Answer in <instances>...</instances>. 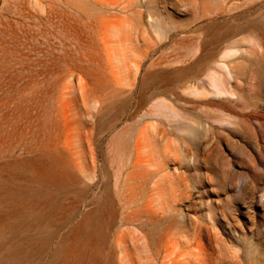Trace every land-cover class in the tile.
I'll return each instance as SVG.
<instances>
[{
  "label": "bare ground",
  "instance_id": "bare-ground-1",
  "mask_svg": "<svg viewBox=\"0 0 264 264\" xmlns=\"http://www.w3.org/2000/svg\"><path fill=\"white\" fill-rule=\"evenodd\" d=\"M0 4V112L12 107L19 114L23 104L40 102V92L25 91L36 84L21 86L6 76L22 64L6 39L11 22L5 13L21 11L25 2ZM200 28L207 43L192 65L174 68L186 63L176 60L141 79L133 59L81 63L73 66L79 79L71 70L69 84L57 97L53 124L48 114L29 120L34 130L28 144L16 127L0 126V155L8 147L19 150L11 160L0 161V264H188L190 250L194 264H200L201 224L196 220L189 236L181 217H172L180 199L156 160L157 114L177 119L178 129L187 117L164 102L156 104L148 92L157 82L172 85L198 75L202 64L220 53L222 41H249L264 49V14L225 30ZM233 53L225 50L220 58ZM33 68L36 78L40 63L33 62ZM217 68L226 71L215 62L207 75L221 90L227 79ZM186 89L177 88L179 101ZM219 110L232 112L225 106Z\"/></svg>",
  "mask_w": 264,
  "mask_h": 264
},
{
  "label": "rangeland",
  "instance_id": "rangeland-1",
  "mask_svg": "<svg viewBox=\"0 0 264 264\" xmlns=\"http://www.w3.org/2000/svg\"><path fill=\"white\" fill-rule=\"evenodd\" d=\"M24 2L21 11L5 13L11 22L6 39L22 64L6 76L21 86L36 84L25 91L40 92V102L23 104L19 114L12 107L0 112L5 115L0 119L2 129L16 127L24 145L34 130L30 119L42 120L48 114L53 124L57 97L69 84V72L79 79L80 71L73 66L133 59L141 79L176 60L186 63L172 67H187L207 43L200 25L225 30L264 14V0ZM225 50H233V56L221 59ZM218 51L202 64L198 75L172 85L157 82L148 92L156 104L164 102L187 117L180 129L170 113V119L155 117L157 167L169 173L180 199L172 217H181L189 236L195 221L201 224L200 264H264V49L249 41L236 45L222 41ZM33 62L40 63L36 78ZM215 62L226 67V71L217 68L227 79L221 90L207 75ZM179 86L187 88L181 101ZM220 106L232 112L223 113ZM17 150V146L6 148L0 161L11 160ZM192 254L190 250L188 264H194Z\"/></svg>",
  "mask_w": 264,
  "mask_h": 264
}]
</instances>
